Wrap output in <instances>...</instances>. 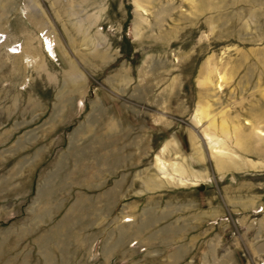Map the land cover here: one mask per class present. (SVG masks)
<instances>
[{"label":"rangeland","instance_id":"rangeland-1","mask_svg":"<svg viewBox=\"0 0 264 264\" xmlns=\"http://www.w3.org/2000/svg\"><path fill=\"white\" fill-rule=\"evenodd\" d=\"M258 131L264 0H0V264H264Z\"/></svg>","mask_w":264,"mask_h":264},{"label":"bare ground","instance_id":"bare-ground-1","mask_svg":"<svg viewBox=\"0 0 264 264\" xmlns=\"http://www.w3.org/2000/svg\"><path fill=\"white\" fill-rule=\"evenodd\" d=\"M194 1V0H192ZM47 41L49 40V38L46 39ZM212 81V74L209 73L207 75V77L202 81V83L204 85H208L210 84ZM209 106H205V105H200L198 108V113L200 115H205V116H209V110H208ZM201 119V118H200ZM211 127L215 128L216 130V134H207L206 136L209 139V144L213 145L212 149L215 150L214 152H216V154H227L226 150L228 149L226 146V143H220L219 142V138L220 136H222L224 139H229V137L232 139L234 138V142L236 143V145L239 146H243L244 145V141L247 139H250V136L248 138H242L241 135H239L240 133V128H238V126L236 124H231L229 123V120H227L226 118H223L221 120L220 123H217L216 119H213L211 122ZM258 134H260V136L264 137V133L262 131H258ZM264 141L263 140H260ZM248 147V145H247ZM215 157H218L214 154ZM157 166L159 168L160 173L162 174L163 178H170L172 180H177L178 183L180 184H187L188 180L186 178L183 177L184 173H185V168L179 163V162H173V163H168L164 160H162L161 158L158 159V163ZM169 167L171 168L172 172L169 171ZM162 178V179H163Z\"/></svg>","mask_w":264,"mask_h":264}]
</instances>
